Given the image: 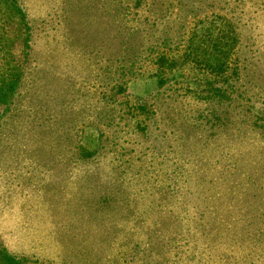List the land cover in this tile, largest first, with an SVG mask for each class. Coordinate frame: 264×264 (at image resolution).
Segmentation results:
<instances>
[{
  "label": "rangeland",
  "instance_id": "1",
  "mask_svg": "<svg viewBox=\"0 0 264 264\" xmlns=\"http://www.w3.org/2000/svg\"><path fill=\"white\" fill-rule=\"evenodd\" d=\"M19 1L26 16L0 6L10 15L0 29V85L12 76L7 66L22 70L4 101L0 94V242L8 251L26 264H262L252 251L260 241L248 246L241 222L256 205L247 175L264 185V127L257 134L245 124L262 116L264 124V0ZM195 30L216 40L230 64L219 76L181 61L173 72L193 89L221 88L225 100L213 110L220 135L206 137L194 165L207 198L183 190L186 212L177 196L166 207L142 204L146 217L131 215L120 171L92 155L93 108L119 106L110 97L95 103L89 84L81 88L83 67L103 91L121 68L136 70L118 96L136 107L158 90L147 42L184 57ZM197 56L213 59L210 50ZM183 169L181 178L190 172ZM147 177L175 186L171 172Z\"/></svg>",
  "mask_w": 264,
  "mask_h": 264
},
{
  "label": "trees",
  "instance_id": "2",
  "mask_svg": "<svg viewBox=\"0 0 264 264\" xmlns=\"http://www.w3.org/2000/svg\"><path fill=\"white\" fill-rule=\"evenodd\" d=\"M136 1L142 3L145 0ZM6 5L9 12L14 13L13 15L15 13L25 15L19 0H1L0 6ZM9 16V13L0 11V29L5 26V21ZM194 36L197 43L192 42L186 48L184 46V57L172 52L170 44L158 49L156 48L158 44L154 41L147 42L148 49L151 50L147 62L152 65L158 90L143 104L136 107L119 100L136 70L121 68L119 72H115L118 76H111V83L102 86L105 89L103 91L98 90V87L95 88L96 76L92 75V67H83L85 75L82 77L81 88L89 84L93 95L98 96L95 98V103L110 97L113 103L119 106L117 110L116 108L103 109L102 106L93 108L92 117L96 120L94 125L98 130L99 139L98 149L92 152V155L101 156L109 166L110 172L115 169L120 171L121 179L113 180L114 182L116 180L123 195L132 197L128 198L127 202L131 215L140 214L146 217L150 211L142 204H147L150 208L152 205L166 207L177 196H183L179 197V200L185 204L180 209L186 212L190 201L184 198L186 196L183 190L187 195L193 196V201L198 197L201 201L207 198L204 195L207 181L202 177V171H196L200 166L194 165L203 162L202 150L207 142L206 137L220 135L219 130L223 124L219 120L221 115L213 110H215V105L224 103L225 100L222 99L221 88L211 87L212 89L208 91L193 89L184 84L183 80L176 79L173 72L178 61H181L188 67H199L204 73L219 76L226 73L230 64L229 60L223 57L222 46L216 40L205 39L197 30L194 31ZM209 50L212 51V60H208L205 56L198 58V52ZM192 53L195 54L192 55ZM6 69L12 71V76L7 79L6 83L4 82L5 84L0 85L1 101L5 100L4 97L8 91L14 90L22 71L10 66ZM229 102V100L226 101L224 105L228 106ZM101 112L105 114L102 115ZM237 117L236 122L239 120ZM262 118L263 116L252 121L250 118L245 120V124L247 126L254 124L252 130L260 134L261 128L264 127ZM239 123H242V120ZM240 132L245 135L247 130L243 128L238 130L236 138L240 137ZM185 165H188L191 173L186 169V176L181 178ZM153 172L159 176L171 172L176 180L174 181L175 186L172 188L169 184L172 178L167 181L163 180V182L158 179L151 180L147 177V173ZM182 180L187 182V185L183 184ZM245 182L246 190L254 191L253 197L256 199V205L251 204L247 208L250 215L241 222L242 228L245 227L249 231L243 239L247 241L252 238L260 241L252 251L258 248L257 250L262 255L261 262L264 264V230L261 231L264 226V185L258 184L256 180L251 179L250 175H247ZM137 206L140 208L138 209ZM198 215L200 218L206 216L203 211ZM251 244L252 242L248 246ZM0 264H26V259L10 253L0 242Z\"/></svg>",
  "mask_w": 264,
  "mask_h": 264
}]
</instances>
